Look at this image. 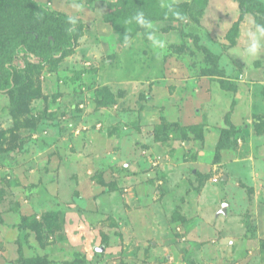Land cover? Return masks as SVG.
<instances>
[{
	"label": "rangeland",
	"instance_id": "374dc122",
	"mask_svg": "<svg viewBox=\"0 0 264 264\" xmlns=\"http://www.w3.org/2000/svg\"><path fill=\"white\" fill-rule=\"evenodd\" d=\"M37 1L81 26L0 90V264H264V0ZM59 43L0 0V87Z\"/></svg>",
	"mask_w": 264,
	"mask_h": 264
},
{
	"label": "trees",
	"instance_id": "16d2710c",
	"mask_svg": "<svg viewBox=\"0 0 264 264\" xmlns=\"http://www.w3.org/2000/svg\"><path fill=\"white\" fill-rule=\"evenodd\" d=\"M11 6L22 7L29 13L39 12L48 22L58 27L60 43L56 46L53 53L37 56L31 46H24L21 49H14L8 60L4 63L8 71L6 87H0L1 91H7V88L13 86L14 76H27V70L30 65L44 66L59 56L67 54L75 48L76 30L81 26V18L79 16L58 12L48 6L43 5L37 0H8ZM75 22H70V19ZM3 88V90L1 89ZM5 88V89H4Z\"/></svg>",
	"mask_w": 264,
	"mask_h": 264
},
{
	"label": "clouds",
	"instance_id": "9594fccd",
	"mask_svg": "<svg viewBox=\"0 0 264 264\" xmlns=\"http://www.w3.org/2000/svg\"><path fill=\"white\" fill-rule=\"evenodd\" d=\"M70 22H75L71 18ZM137 24L140 26H147V22L142 12L136 13L133 17ZM261 52H264V25L255 23L252 27L248 28L244 33V45L242 48L234 50V55L238 58H255Z\"/></svg>",
	"mask_w": 264,
	"mask_h": 264
}]
</instances>
